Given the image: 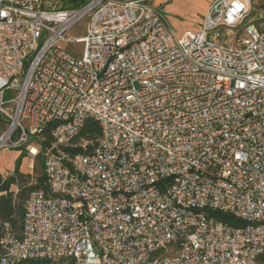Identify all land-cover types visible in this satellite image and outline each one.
I'll use <instances>...</instances> for the list:
<instances>
[{
  "label": "built area",
  "instance_id": "obj_1",
  "mask_svg": "<svg viewBox=\"0 0 264 264\" xmlns=\"http://www.w3.org/2000/svg\"><path fill=\"white\" fill-rule=\"evenodd\" d=\"M167 1L0 0V151L23 152L32 168L44 148L48 186L29 193L19 236L5 226L0 264H256L257 0H209L181 35ZM83 19L84 33H72ZM88 118L100 127L94 140L80 135Z\"/></svg>",
  "mask_w": 264,
  "mask_h": 264
},
{
  "label": "trees",
  "instance_id": "obj_2",
  "mask_svg": "<svg viewBox=\"0 0 264 264\" xmlns=\"http://www.w3.org/2000/svg\"><path fill=\"white\" fill-rule=\"evenodd\" d=\"M6 121L0 116V133L5 128ZM50 126L45 132V140L42 142L43 146L50 142L49 136ZM100 134V127L97 121L94 119H86L80 135L89 138L96 139ZM42 151L36 157L38 163L42 166V173L38 176H30L27 173H23L19 170L21 159L25 156L24 153H20L15 160L13 174L3 175L0 172V239L5 233V226L8 225L11 232L19 236L22 230L24 219V206L28 198V195L33 190H47V183L43 172V155ZM70 153H76V149H69ZM16 187V190L13 187ZM213 215L221 220L228 222L232 225H236L237 222L232 217L219 212H213ZM4 250L0 246V257L3 255ZM19 264H64L61 261H50L46 259L37 260H25ZM256 264H264V251L258 256Z\"/></svg>",
  "mask_w": 264,
  "mask_h": 264
},
{
  "label": "rangeland",
  "instance_id": "obj_3",
  "mask_svg": "<svg viewBox=\"0 0 264 264\" xmlns=\"http://www.w3.org/2000/svg\"><path fill=\"white\" fill-rule=\"evenodd\" d=\"M162 1V0H158ZM209 0H168V3L160 5V8L166 13L169 21L177 34H180L187 28H193L200 20L204 13ZM206 4V5H205ZM251 19L257 24L264 22V0H257L251 4ZM86 19L81 20L72 30V33L76 35H82L84 33V26ZM264 27V24H263ZM224 35V31H221ZM229 43H234V37H228ZM15 156L18 152L16 149L10 151H0V168L2 170L12 167L11 153ZM23 153V152H22ZM25 157V156H24ZM31 162L26 157L22 166V171L31 173L30 176H38L42 173V166L38 163L37 159ZM65 264V263H64Z\"/></svg>",
  "mask_w": 264,
  "mask_h": 264
},
{
  "label": "crops",
  "instance_id": "obj_4",
  "mask_svg": "<svg viewBox=\"0 0 264 264\" xmlns=\"http://www.w3.org/2000/svg\"><path fill=\"white\" fill-rule=\"evenodd\" d=\"M166 3H168V1L166 2ZM165 3V4H166ZM206 5V4H205ZM168 17V16H167ZM169 19V18H168ZM170 22V21H169ZM198 23H199V20H198ZM198 23L195 25V26H193V28H187V29H185V30H183L180 34H177L176 32V34L177 35H181L184 31H186V30H196L197 28H198ZM171 24V23H170ZM172 26V25H171ZM175 31V30H174ZM11 153V152H10ZM17 153V155H13L12 153H11V159H12V167L11 168H9V169H4V170H2L1 168H0V172L3 174V175H8L12 170H13V168H14V164H15V160H16V158L19 156V152H16ZM25 158L26 157H23L22 159H21V164H20V167H19V170L21 171V172H23V173H27V172H24V171H22V166H23V164H24V160H25Z\"/></svg>",
  "mask_w": 264,
  "mask_h": 264
}]
</instances>
